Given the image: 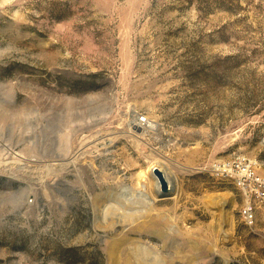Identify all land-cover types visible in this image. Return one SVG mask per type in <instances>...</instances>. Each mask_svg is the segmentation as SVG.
<instances>
[{"label":"rangeland","instance_id":"obj_1","mask_svg":"<svg viewBox=\"0 0 264 264\" xmlns=\"http://www.w3.org/2000/svg\"><path fill=\"white\" fill-rule=\"evenodd\" d=\"M235 155L264 176V0H0V264H264Z\"/></svg>","mask_w":264,"mask_h":264},{"label":"built area","instance_id":"obj_2","mask_svg":"<svg viewBox=\"0 0 264 264\" xmlns=\"http://www.w3.org/2000/svg\"><path fill=\"white\" fill-rule=\"evenodd\" d=\"M147 117L137 114L136 122L147 123ZM257 162L243 155H235L232 160H225L213 165V171L222 178L231 179L243 196L240 217L243 223L251 226L259 212L264 208V176L256 166Z\"/></svg>","mask_w":264,"mask_h":264},{"label":"bare ground","instance_id":"obj_3","mask_svg":"<svg viewBox=\"0 0 264 264\" xmlns=\"http://www.w3.org/2000/svg\"><path fill=\"white\" fill-rule=\"evenodd\" d=\"M132 128L134 130H139V129L146 130V129H153L154 128V125L152 123H150L149 120H147V123L145 125H142L140 123H137L136 122V119H134V123H132ZM155 168L156 169L159 168V170L161 168V170L164 173L165 178L167 179V183L169 184V187H167V185H165V188H163V184L161 183V181L158 179V177L154 173L153 175H155L156 178L155 177L154 178L152 177V180H153L152 192H153V194L156 197L158 196V197H161V199H166L164 197L166 195L170 194V192L175 191V189L177 187V176L164 163H160L159 162L158 164H151V165H149V167L146 170L140 171L137 174L138 184L140 185L141 182H145L146 179L148 178V175L150 174L151 170H152V173H153ZM167 190H169V191H167ZM95 200H96V202H102V203H104L106 201V198L99 197V198H97ZM137 202L142 207H148V206L152 205V203H153V202L152 203H149L144 197H139ZM149 209H151V208H149ZM102 211H104V210H102ZM137 211H138V213L140 215L143 213V211L141 209H138ZM137 211L134 212V213H137ZM129 214H130V217H131V213H129ZM118 222L119 221H113L112 226L115 227ZM143 226H145L146 229L148 228L149 229L148 231L154 232V231H156L158 229L160 230L164 226V222L158 216H155V215L154 216H148V215H146L145 216V219L143 220V222H141L137 226L136 230H142ZM123 237H125V236H122V238H119V239L118 238L117 239H113V240H111L108 243L107 250H108V252L110 251V254L113 253V252H114L113 254H115V251H120L118 249H121L120 247L122 246V244L124 242V238ZM122 255H123V257L122 256H119V255L116 256L113 262L114 263L116 262L117 264H119V263L120 264H129V262H130L129 258L130 257L127 256L128 254H122ZM112 257H111V259H112Z\"/></svg>","mask_w":264,"mask_h":264},{"label":"water","instance_id":"obj_4","mask_svg":"<svg viewBox=\"0 0 264 264\" xmlns=\"http://www.w3.org/2000/svg\"><path fill=\"white\" fill-rule=\"evenodd\" d=\"M154 173L157 175V177H158V179L161 181V183L163 184V188H165V181H164V179H163V177H162V174H161V172L158 170V169H154Z\"/></svg>","mask_w":264,"mask_h":264}]
</instances>
